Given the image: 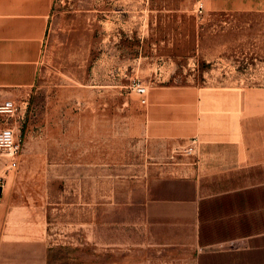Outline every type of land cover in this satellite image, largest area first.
Here are the masks:
<instances>
[{
    "label": "crops",
    "instance_id": "1",
    "mask_svg": "<svg viewBox=\"0 0 264 264\" xmlns=\"http://www.w3.org/2000/svg\"><path fill=\"white\" fill-rule=\"evenodd\" d=\"M54 1L0 0V91L35 86ZM197 2L209 19L264 15V0ZM256 80L151 86L144 134L188 142V164L148 161L135 173L116 156L76 155L73 126L59 136L52 120L0 176V264H49L51 222L75 209L92 220L94 264H264V83Z\"/></svg>",
    "mask_w": 264,
    "mask_h": 264
},
{
    "label": "rangeland",
    "instance_id": "2",
    "mask_svg": "<svg viewBox=\"0 0 264 264\" xmlns=\"http://www.w3.org/2000/svg\"><path fill=\"white\" fill-rule=\"evenodd\" d=\"M197 9V0H55L37 82L27 90L0 91V102L18 106L13 116H0V127H14L21 152L24 141L44 140L56 120L59 136L63 126H73L70 150L76 155L100 154L103 162L116 156L119 166L131 161L135 173L148 161L188 164V142L147 140V94L135 85L148 93L157 84L205 85L222 76L245 84L261 77L264 83V15L209 19ZM80 109L93 112L79 116ZM78 134L86 137L78 142ZM7 169L0 157V176ZM75 210L71 220L51 222L49 264H94L92 220H78Z\"/></svg>",
    "mask_w": 264,
    "mask_h": 264
},
{
    "label": "built area",
    "instance_id": "3",
    "mask_svg": "<svg viewBox=\"0 0 264 264\" xmlns=\"http://www.w3.org/2000/svg\"><path fill=\"white\" fill-rule=\"evenodd\" d=\"M203 5H198V13L203 14ZM136 91L141 94H147V89L142 84L135 85ZM18 109V106L11 99H7L0 102V116H13ZM22 149L21 139L15 135L14 127L10 124H6L0 127V157L6 158L10 169H15L18 166V156ZM192 147L189 146V152L191 153Z\"/></svg>",
    "mask_w": 264,
    "mask_h": 264
},
{
    "label": "water",
    "instance_id": "4",
    "mask_svg": "<svg viewBox=\"0 0 264 264\" xmlns=\"http://www.w3.org/2000/svg\"><path fill=\"white\" fill-rule=\"evenodd\" d=\"M1 194H2V187L0 186V197H1Z\"/></svg>",
    "mask_w": 264,
    "mask_h": 264
}]
</instances>
